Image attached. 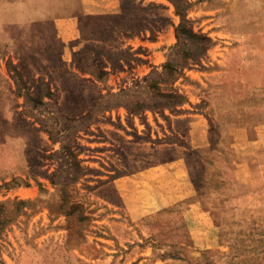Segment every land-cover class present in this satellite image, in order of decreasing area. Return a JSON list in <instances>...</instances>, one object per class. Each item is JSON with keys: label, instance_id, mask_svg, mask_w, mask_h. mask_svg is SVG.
I'll list each match as a JSON object with an SVG mask.
<instances>
[{"label": "rangeland", "instance_id": "obj_1", "mask_svg": "<svg viewBox=\"0 0 264 264\" xmlns=\"http://www.w3.org/2000/svg\"><path fill=\"white\" fill-rule=\"evenodd\" d=\"M12 2L0 264H264V0Z\"/></svg>", "mask_w": 264, "mask_h": 264}, {"label": "crops", "instance_id": "obj_2", "mask_svg": "<svg viewBox=\"0 0 264 264\" xmlns=\"http://www.w3.org/2000/svg\"><path fill=\"white\" fill-rule=\"evenodd\" d=\"M12 1V0H11ZM31 2V4H33V7H34V9L36 10V9H38V0H14V2H12L13 4H17V5H19L20 7H24L25 8V6H26V8H27V11H26V13L27 14H29V12H30V9L28 8V6H29V3L28 2ZM40 7V6H39ZM181 170V169H180ZM185 170H186V168H185ZM184 170V171H185Z\"/></svg>", "mask_w": 264, "mask_h": 264}]
</instances>
